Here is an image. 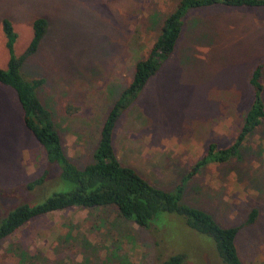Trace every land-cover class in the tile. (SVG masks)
Listing matches in <instances>:
<instances>
[{
	"label": "rangeland",
	"instance_id": "374dc122",
	"mask_svg": "<svg viewBox=\"0 0 264 264\" xmlns=\"http://www.w3.org/2000/svg\"><path fill=\"white\" fill-rule=\"evenodd\" d=\"M178 2L0 0V23L6 19L16 34V57L30 41L32 21L45 22L44 36L20 72L41 80L37 99L77 168L91 161L108 111ZM7 60L0 24V69ZM263 61L264 8L188 10L172 53L115 123L118 162L173 193L208 144L224 149L234 142L252 102L248 79ZM260 81L264 104V65ZM56 173L24 126L15 94L0 85V216L41 201L48 191H62L60 180L43 192L25 189L40 175L52 182ZM180 203L223 228L258 211L255 222L237 232L235 247L242 264H264V120L227 160L208 163L186 179ZM171 254L183 255V264H221L208 238L180 219L161 215L140 228L111 207L53 212L0 241V264H157Z\"/></svg>",
	"mask_w": 264,
	"mask_h": 264
},
{
	"label": "trees",
	"instance_id": "16d2710c",
	"mask_svg": "<svg viewBox=\"0 0 264 264\" xmlns=\"http://www.w3.org/2000/svg\"><path fill=\"white\" fill-rule=\"evenodd\" d=\"M211 6L264 8V0H179L175 10L162 22L160 34L152 43L146 57L135 62L130 82L119 93L102 123L91 161L82 168H77L63 154L51 114L37 99L36 90L41 80L27 79L20 72L22 61L36 51L43 38L45 22L40 18L32 21L30 41L24 52L16 57L13 53L16 34L6 19L1 21V32L8 60L5 69H0V85L11 89L15 94L24 126L42 146L48 163L57 170L54 174L56 178L52 182H48L46 174L40 175L25 184V189L43 192V188L48 183L57 180L64 183V188L62 191H48L41 201L34 204L23 203L6 210L3 216H0V241L29 221L48 216L53 212L70 208L93 210L111 207L115 209L120 219L132 221L140 228L155 223L161 215L176 217L190 230L208 238L221 264H242L236 251L235 238L242 227L255 222L258 211L252 209L239 226L223 228L204 211L182 205L180 194L186 179L208 163L227 160L239 148L245 137L264 120V104L260 98L263 91L260 78L264 64H257L248 79L253 93L252 102L242 118L241 128L234 142L224 149H218L214 143L208 144L206 153L192 167L185 179H182L173 193L149 185L133 169L122 166L112 148V132L118 117L129 107L147 80L172 53L186 12L190 9ZM184 258L181 254H171L157 264H183Z\"/></svg>",
	"mask_w": 264,
	"mask_h": 264
}]
</instances>
